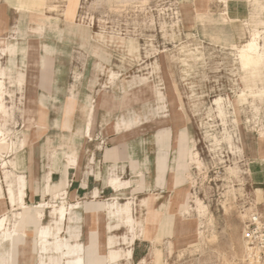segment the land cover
Returning <instances> with one entry per match:
<instances>
[{
  "label": "rangeland",
  "instance_id": "obj_1",
  "mask_svg": "<svg viewBox=\"0 0 264 264\" xmlns=\"http://www.w3.org/2000/svg\"><path fill=\"white\" fill-rule=\"evenodd\" d=\"M219 1L41 0L37 12H19L16 20L21 27L15 29L14 39L1 42L3 46L25 42L27 58L22 66L27 70V91L5 81L12 97L6 101L9 109L0 114V128L15 149L9 158L0 157V164L3 160L19 167L31 163L33 169L26 176L28 180L34 177L36 187H28V192L39 194V200L26 199L28 208L24 210L12 207L0 167L4 190L0 218L7 217L6 227L10 222L13 237L0 247V264H38L36 230L53 226L56 213L51 207L61 201L42 196L37 163L42 153L47 154L43 160L48 162L57 149L72 151L73 129L84 127L90 106L92 132L85 139L90 146L101 141V127L109 133L128 131L140 138L168 127L173 136L180 129L188 135L185 145L183 141L177 145L175 140L177 154L173 155L175 176L182 184L175 192L179 227L164 229L166 243L152 244V249L141 246L130 264H264L250 255L245 257L241 249L250 216L256 214L264 221V136L260 137L264 133V93L258 95L264 91V62L257 59L252 68L244 69L232 47L246 42L250 29L264 31V0ZM37 27L40 32H33ZM45 44L55 49L46 52ZM20 55L12 60L13 77L22 69ZM43 57L45 66L39 73ZM0 62L1 67L10 68L7 57ZM53 70L60 90L52 94L59 103L46 110L37 108L35 99L42 94L37 87L50 88ZM74 73L80 74L76 76L80 81L76 103L67 116ZM43 81L46 84H40ZM159 93L165 96L164 111L157 108L156 102L163 101ZM217 99L225 112L223 119L214 103ZM45 114L50 120L63 121V130L42 121ZM155 139L158 155L168 153L170 130H159ZM130 198L118 201L120 207L131 202L129 215L116 209L112 215L113 231L123 223L127 227L120 231L123 236L128 230L135 233L136 227L144 226L145 231L152 224L139 216L135 219L137 198ZM196 200L206 207L204 213H198ZM43 202L51 207L43 208L42 220L37 221L40 211L35 205ZM128 216L132 225L126 223ZM82 222L81 218L75 223L66 221L58 237L78 245L71 258L86 264ZM111 238L106 253L100 241L97 243L98 255L104 264H122L121 259L111 261L108 250L121 254L125 247L120 244L127 247V237L121 241Z\"/></svg>",
  "mask_w": 264,
  "mask_h": 264
},
{
  "label": "crops",
  "instance_id": "obj_2",
  "mask_svg": "<svg viewBox=\"0 0 264 264\" xmlns=\"http://www.w3.org/2000/svg\"><path fill=\"white\" fill-rule=\"evenodd\" d=\"M219 3L225 4L223 0H220ZM19 4L20 0H0V61L5 57L10 60V68H4L2 66L4 85L7 91L4 103L6 109H9L6 105V101L8 98L12 97L11 92L6 86V80L9 81L8 83L10 85L16 84L17 86H19V81L23 82L22 90L27 91V84L25 85L27 70L25 65L22 66L23 63L26 64L27 58L25 42H15L14 44L7 46H3L4 42H1L6 41L8 38H12V40L14 39L13 36L16 34L15 29L21 27V21H17L16 17L19 12H29L27 11V8L19 6ZM225 14L227 15L226 11ZM32 31L35 33L40 32V27L32 29ZM24 34L27 35V26L25 27ZM235 46L236 45H232L233 48ZM53 49H55V47L47 44L44 45V50L46 52H51ZM19 51L21 53H19ZM20 54L23 55L22 64L20 66L22 69L20 68L21 72H17L16 76L13 77L12 70L15 66L12 60L21 56ZM44 60L43 57L39 73L44 70ZM76 76H80V74H73V83L69 88L67 98V116L70 115L72 112L71 108H74L76 103L77 86L80 81V78ZM259 77L260 75L257 78ZM58 81L56 72L53 70L51 83L49 85L50 88L37 87V91L42 93L37 99H35V106L37 108L46 110L59 103L58 98H55L53 96L54 94H52L53 92L58 93V90H60ZM44 83L45 82L43 81L40 84L43 85ZM40 84H38V86H40ZM263 93L264 91L258 93V95L262 96ZM162 95L163 101L158 100L156 103L157 108L164 111L166 108V106L163 105L165 96L164 94ZM24 102L25 106H27V99H25ZM90 112L92 116V106H90L87 112L84 127L73 129L72 151L64 152L63 150L57 149L53 152V157L50 158L49 155L48 162L47 159L43 160V157H47V154H40V160L39 163H37L38 167L36 168V172L41 174L40 178H38V188L41 189L40 191L43 197L52 196V193L55 192L57 186L63 184V179H65L66 196L64 204L66 206H76L73 210V216L76 218V221L80 218L83 221L82 223H79L80 236H85L86 244L89 240L97 243L100 241L101 248L105 253L108 249V241L109 244H111V237L116 238L118 241H121L123 237H127L126 240L128 241L129 235L131 234L129 230L124 236L120 234V231L127 230L124 223L119 229L113 231L115 222L113 221L112 215L115 214L116 211L111 205L115 201H121V197L131 199L130 197L134 195L133 199H135V197L137 198L135 201V207H133L135 219L137 220L139 216L144 220L149 219L152 221V224L148 225L145 231L144 226L136 227L135 229V234L138 237L132 244L131 251H133L132 258L137 259L139 248L141 246H144L145 244L152 249V244H156L157 242L166 243L167 237H165V233H163L164 229L167 228L168 230V228L171 227L172 230L179 227V222L176 223V220H178L177 218L179 217L176 216L175 211L177 207L176 204L179 202H177L175 192L182 187V184H178V178L175 176L177 163L174 159L177 154L175 151L176 146L180 141H183L185 145L188 141V135L185 129L176 131L173 136L171 128H161L170 130L171 141L168 153L158 155L159 148L155 135L161 129H158L149 137L144 135L140 138L138 136L129 135L128 131L109 133L105 128L101 127V141L90 146V144H87V141H85V139L89 138L86 136V132ZM42 121L45 123H52L54 126L58 128L60 127V130H63V121L60 122L58 119L50 120V117H47L46 114L42 117ZM90 125L92 132V121H90ZM175 140L177 141V145H175ZM92 146L93 148H91ZM237 148L239 149V152H241V149L239 147ZM69 153H71V155ZM190 153L191 150L189 152V158L191 155ZM173 155L175 156L173 157ZM68 158L72 160L71 165H68L67 163ZM20 165V167L17 165L20 170L18 174L23 176L26 188L24 201L26 199L28 201L33 199L34 203L39 200V194L32 193V191L28 192V187L31 189L35 188L36 181L33 180V176H31L32 178H30V180H28V176H26V171L33 169L32 164L23 163ZM48 176L51 194L45 195L43 193V186L44 183L47 182ZM112 179L120 180V182L123 183V187L118 190L112 189L109 185V181ZM135 189H138V191L134 192L133 190ZM66 199L69 200L68 204L66 203ZM125 203L130 204L131 202L126 201ZM37 210L40 211V219H37V221H41L43 209ZM120 247L122 249L125 247V250L127 249V247L122 244H120Z\"/></svg>",
  "mask_w": 264,
  "mask_h": 264
},
{
  "label": "bare ground",
  "instance_id": "obj_3",
  "mask_svg": "<svg viewBox=\"0 0 264 264\" xmlns=\"http://www.w3.org/2000/svg\"><path fill=\"white\" fill-rule=\"evenodd\" d=\"M102 2H109L110 0H101ZM41 0H20L19 6L27 7V11L30 14L37 12L41 7ZM261 41L263 45H261ZM234 49L236 50L237 57L240 59L243 68L248 69L252 68L254 61L258 59L261 63L264 62V31H260L257 28H252L248 31V37L245 43L240 46H235ZM99 65V63H98ZM101 67V66H100ZM99 67V68H100ZM98 68V67H97ZM111 78H114V74H111ZM23 82H18L19 90H22ZM7 96V91L4 85V75L3 70L0 65V114L6 113V106H5V99ZM159 98L163 99L162 93H159ZM221 100L217 99L214 103L217 106L218 114L223 119L225 116V112L222 110L220 105ZM92 112V110H91ZM91 112L89 115V123L87 126L86 136L90 138L91 133V125L90 121H92ZM261 136H264L263 132H260ZM6 147V152L2 153ZM14 143L11 140H8L7 133H5L0 128V157H10L14 150ZM11 154V155H9ZM5 155V156H4ZM197 157V153L194 154V158ZM192 162V160H191ZM68 165L72 164V160L68 158ZM0 167L4 174V186L6 188V192L8 194L7 201L12 207H17L18 210L27 209L28 206L25 204V181L22 175L16 173L19 170L18 166L12 164L10 161L3 160L0 164ZM15 167V168H14ZM15 171V172H14ZM20 171V170H19ZM109 185L114 190H118L123 187V183L120 180L112 179L109 181ZM66 183L65 179H63V184H59L57 189L54 193H52V197L54 200H60L62 203L60 205H54L53 207L49 206L47 203H40L35 206L36 209H43V208H53L54 212L56 213V219L54 220L53 226L46 227L40 226L36 232V252L39 255L38 264H82V260L80 258L72 259L71 256L76 255L77 250H79V246L74 244H70L66 240H62L58 237V234L61 232L63 225L66 221L75 223L76 218L73 216L74 208L76 206H66L64 204L65 196H66ZM43 193L45 195L51 194V188L49 184V176L47 178V182L44 183L43 186ZM4 199V190L2 186V182L0 179V201ZM196 204L198 202V213L202 214L206 211V207L200 203L199 201H195ZM7 203V202H6ZM122 206V205H121ZM112 208L116 209L117 211L122 210L126 215L130 214L129 211V203H126L123 207H120V203L114 202L111 205ZM19 215V213H18ZM7 217L3 215L0 218V247L3 243H7L8 241H12L13 237L10 233L11 225L10 222L6 227ZM127 224H133L134 221L132 217L126 218ZM132 231V230H130ZM137 239V235L133 232L130 234V238L128 240L127 249L118 254L117 251L109 248L108 250V257L111 261H115L117 259H121L122 264H130L132 259V252L131 246L134 241ZM242 242V253L249 257L250 255V248L245 245L243 238ZM86 254V264H104L105 260L103 257L98 255V244L97 242H93L91 240L88 241L85 248ZM259 263V262H258Z\"/></svg>",
  "mask_w": 264,
  "mask_h": 264
},
{
  "label": "built area",
  "instance_id": "obj_4",
  "mask_svg": "<svg viewBox=\"0 0 264 264\" xmlns=\"http://www.w3.org/2000/svg\"><path fill=\"white\" fill-rule=\"evenodd\" d=\"M243 240L251 249L250 256L264 261V221L256 214L250 216L243 231Z\"/></svg>",
  "mask_w": 264,
  "mask_h": 264
}]
</instances>
